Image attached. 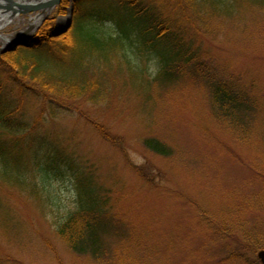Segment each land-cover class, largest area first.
Listing matches in <instances>:
<instances>
[{
    "label": "rangeland",
    "instance_id": "1",
    "mask_svg": "<svg viewBox=\"0 0 264 264\" xmlns=\"http://www.w3.org/2000/svg\"><path fill=\"white\" fill-rule=\"evenodd\" d=\"M247 4L258 6L259 1L234 0L226 7L229 15L215 13L205 29L194 24L192 15L189 20L182 13L174 16L189 28L182 37L186 46L196 49L212 72L252 89L257 107L243 137L217 112L208 84L191 71L173 84L150 83L148 88L119 75L109 103L82 99L66 105L73 113L58 112L55 119L35 100H17L20 114L41 125L42 135L74 152L83 166H95L112 189L115 211L136 236L126 243L112 239L121 264H142L143 258L144 264L259 261L258 252L264 250L257 244L264 238V12ZM77 5L62 0L28 37L48 35L54 24L58 35L68 33ZM39 13L17 15L1 34L25 31ZM67 17L70 27L61 22ZM11 88L6 82L5 89ZM102 129L106 134L99 133ZM152 137L172 155L147 149L145 140ZM69 188V181H55L66 208L73 207ZM50 218L19 188L0 182V264H100L71 251ZM248 248H256V255Z\"/></svg>",
    "mask_w": 264,
    "mask_h": 264
},
{
    "label": "trees",
    "instance_id": "2",
    "mask_svg": "<svg viewBox=\"0 0 264 264\" xmlns=\"http://www.w3.org/2000/svg\"><path fill=\"white\" fill-rule=\"evenodd\" d=\"M258 1L260 6L247 5L264 12V0ZM76 2L74 26L68 33L41 35L29 48L0 55V182L19 188L22 195L36 201L71 251L89 255L100 264H121L119 250L111 249L112 239L126 243L136 236L115 211L112 189L102 182L95 166H83L74 152L42 135L41 125L22 116L18 98L35 100L55 119L58 112L73 113L66 105H77L82 99L94 105L109 103L113 81L119 75L126 76L132 85L142 87L146 83L148 88L150 83L173 84L191 71L208 84L217 112L237 127L242 137L257 102L252 89L212 72L199 52L186 46L182 37L189 28L174 18L182 13L189 20L192 15L194 24L198 22L205 29L212 15L225 13L234 0ZM6 82L12 84L10 90L5 89ZM105 132L102 129L99 133ZM145 146L160 156L173 153L153 137L145 140ZM55 181H69L67 196L72 208L63 204L62 190L55 189ZM260 240L258 246L264 247V238ZM248 249L256 255V248ZM122 264L138 263L127 260Z\"/></svg>",
    "mask_w": 264,
    "mask_h": 264
},
{
    "label": "water",
    "instance_id": "3",
    "mask_svg": "<svg viewBox=\"0 0 264 264\" xmlns=\"http://www.w3.org/2000/svg\"><path fill=\"white\" fill-rule=\"evenodd\" d=\"M6 2L7 4H2L0 3V10H6V12H11L13 15H16L18 13H24L27 14L29 12L33 11H38L40 9L45 10V9H51L55 5L59 4L61 0H48L46 2H42L40 4L36 5H25V4H20L18 2H15L13 0H0V2ZM71 26V23L68 25V27ZM63 31H66L63 30ZM61 33V32H60ZM58 33V34H60ZM56 34V35H58ZM20 46H30L29 40L27 37H25L23 34L19 35L13 42L8 44L6 47L3 48L2 52H8V51H13L15 48H18ZM258 257L262 264H264V250L259 252Z\"/></svg>",
    "mask_w": 264,
    "mask_h": 264
},
{
    "label": "bare ground",
    "instance_id": "4",
    "mask_svg": "<svg viewBox=\"0 0 264 264\" xmlns=\"http://www.w3.org/2000/svg\"><path fill=\"white\" fill-rule=\"evenodd\" d=\"M14 1H16V0H14ZM35 1L43 2L46 0H17V2H20V3L35 2ZM49 11L50 10L45 11L44 13L36 16L34 19H31L29 22L28 28L21 33H16V34H13L11 36H6V35H2L0 32V41H3V45H8L11 42H13L19 35H21L23 33L26 34L27 30L33 31V30L37 29L41 20L43 19V17L46 14H48ZM15 19H17V15H12L10 13H4V12L0 11V31L2 30V28L10 25ZM69 21H70V18H68V17L64 20H61V22L65 23L64 26H66L69 23Z\"/></svg>",
    "mask_w": 264,
    "mask_h": 264
}]
</instances>
